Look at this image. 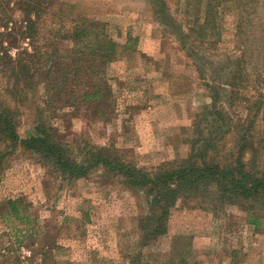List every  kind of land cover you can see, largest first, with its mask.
<instances>
[{"label": "rangeland", "instance_id": "obj_1", "mask_svg": "<svg viewBox=\"0 0 264 264\" xmlns=\"http://www.w3.org/2000/svg\"><path fill=\"white\" fill-rule=\"evenodd\" d=\"M166 1L185 26L201 19L205 0ZM231 6L221 9L222 38L215 60L225 67L226 56H239L243 46H251L250 70L258 67L263 75L249 93L253 102L262 98L259 126L264 132V25L249 28L246 43L238 41V11ZM78 15L105 22L112 38L130 48H122L107 69L117 117L107 123L61 111L55 124L63 138L75 147L114 143L146 170L187 157L194 119L210 107L211 98L177 37L158 23L150 0H56L43 21V37L54 43ZM12 16L19 19L20 13ZM15 35L4 32L0 56L21 51L24 45ZM5 86L0 65V97ZM29 119L24 115L18 120L21 137L33 131ZM14 153L0 171V207L23 198L41 234L21 244L14 235L19 223L0 218V264H264V227L250 226L240 205L199 208L178 202L167 232L142 245L140 221L149 212L143 190L102 167L68 183L38 155Z\"/></svg>", "mask_w": 264, "mask_h": 264}, {"label": "trees", "instance_id": "obj_2", "mask_svg": "<svg viewBox=\"0 0 264 264\" xmlns=\"http://www.w3.org/2000/svg\"><path fill=\"white\" fill-rule=\"evenodd\" d=\"M55 1L0 0V39L4 32L16 34L24 45L14 55L0 56L6 74L0 97V171L20 150L41 157L58 179L68 183L86 178L99 167L120 175L148 197L149 212L140 221L142 245L167 232L178 202L199 208L240 205L250 226L264 227V132L259 126L262 98L253 102L249 93L259 85L263 70L257 67L251 72L247 62L250 45L243 46L239 56H226L225 67L215 60L222 38L221 9L232 4L238 11L236 36L246 43L247 30L264 25V0H205L201 19L188 26L175 17L166 0H150L158 23L177 37L211 98L210 107L194 119L187 157L152 170L128 160L114 143L102 146L86 142L76 149L61 135L55 121L64 110V116L107 123L117 117L107 69L121 49L130 45L114 40L105 22L83 15L75 17L71 29L53 38V43L43 37L42 24ZM14 12L20 13L19 19L11 17ZM224 73L225 79L221 77ZM24 115L30 118L33 129L27 137L18 132V120ZM29 206L18 198L0 207L3 221L19 223L14 226V235L21 244L41 234Z\"/></svg>", "mask_w": 264, "mask_h": 264}]
</instances>
